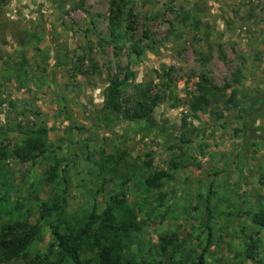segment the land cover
Returning <instances> with one entry per match:
<instances>
[{
	"label": "rangeland",
	"instance_id": "rangeland-1",
	"mask_svg": "<svg viewBox=\"0 0 264 264\" xmlns=\"http://www.w3.org/2000/svg\"><path fill=\"white\" fill-rule=\"evenodd\" d=\"M124 73L117 110H101L102 89ZM201 74L216 89L193 113ZM136 83L152 105L140 119ZM263 89L264 0H4L0 229L27 219L38 234L0 264L56 263L55 213L40 216V203L64 195L65 231L92 206L100 214L122 182L140 229L121 233L119 264H194L203 246V264H264V228L250 219L264 207V107L240 104ZM39 128L33 164L3 155ZM54 160L60 175L48 183ZM160 169L171 178L146 189L142 177ZM99 241L85 239L80 258Z\"/></svg>",
	"mask_w": 264,
	"mask_h": 264
},
{
	"label": "trees",
	"instance_id": "trees-1",
	"mask_svg": "<svg viewBox=\"0 0 264 264\" xmlns=\"http://www.w3.org/2000/svg\"><path fill=\"white\" fill-rule=\"evenodd\" d=\"M4 0H0V6ZM112 16L108 20L109 33L113 38L116 34L112 28ZM18 46L24 45L21 40L17 41ZM134 56H139L143 48L136 45L131 48ZM130 73H124L121 79H114L110 81L102 89L101 110H117V100L121 94V87L125 84L126 79ZM208 87H210L208 89ZM135 92L140 96L138 102V109L133 113L134 119L144 118L151 109V103L147 106V96L145 90L142 88L141 83L134 85ZM216 89L211 85L209 80L204 75H199L196 83V94H191L188 103L189 109L195 113L200 110L202 106L208 103L207 94L210 90ZM258 100L262 108L264 107V89L258 96L249 98V103L246 105V113L252 112L254 102ZM152 102V100H151ZM244 102V101H242ZM246 102V101H245ZM239 104V107H240ZM45 149V136L44 130L39 128L35 131H30L26 134L22 144L11 149L3 155H7L11 159L26 163L33 164L34 160L40 156ZM146 159L143 161L145 168L150 167L151 153L146 154ZM123 157L118 155L112 164H119L123 161ZM105 162H109L108 160ZM105 164V163H102ZM101 164V166H103ZM115 169V168H114ZM46 181L51 183L55 178L60 175V165L57 160H54L46 170ZM130 177H126L125 181ZM171 175L165 170H153L151 173L142 177V183L146 189L159 187L162 180L170 179ZM123 184V182H122ZM121 187L118 192L110 195V204L106 205L100 214L95 213L94 206L91 207L89 213L81 220L76 228H67L61 231V224H63V213L65 199L64 195L60 194L58 197L53 196L50 202L40 203V216L49 215L54 211L55 216L49 229L52 234L53 240L56 245V263L63 264L66 261L71 264H119L120 263V235L125 233L126 230L138 231L140 225L136 220V215L133 209L127 204L124 188ZM207 202V199L205 198ZM205 212L209 215V207L205 206ZM252 223L264 228V207L251 215ZM98 225L94 227V224ZM38 227L35 223H30L27 219L16 220L12 223L4 224L0 229V262L9 260L24 255L31 242L37 237ZM101 238L96 253L93 257L87 259L80 258L81 246L85 239L90 236ZM205 246H203L198 253L194 264H203V253ZM127 264H132L127 262Z\"/></svg>",
	"mask_w": 264,
	"mask_h": 264
},
{
	"label": "crops",
	"instance_id": "crops-1",
	"mask_svg": "<svg viewBox=\"0 0 264 264\" xmlns=\"http://www.w3.org/2000/svg\"><path fill=\"white\" fill-rule=\"evenodd\" d=\"M5 78L7 79V78H9V77L5 76ZM1 88L3 89L2 85H1Z\"/></svg>",
	"mask_w": 264,
	"mask_h": 264
}]
</instances>
